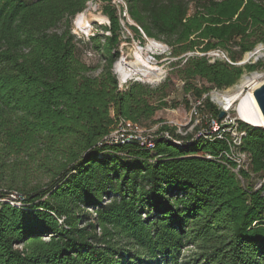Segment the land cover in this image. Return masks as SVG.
Wrapping results in <instances>:
<instances>
[{"label":"trees","instance_id":"16d2710c","mask_svg":"<svg viewBox=\"0 0 264 264\" xmlns=\"http://www.w3.org/2000/svg\"><path fill=\"white\" fill-rule=\"evenodd\" d=\"M89 1L0 0V264H264V187L252 182L264 128L241 124L244 183L223 139L163 124L181 145L101 142L120 120L155 124L170 106L169 78L119 84L123 26L167 44L184 92L200 98L262 65L235 64L264 44V0H100L108 24L89 38L102 61L92 66L71 31ZM205 109L220 112L208 97ZM43 171L47 182L27 188Z\"/></svg>","mask_w":264,"mask_h":264},{"label":"rangeland","instance_id":"374dc122","mask_svg":"<svg viewBox=\"0 0 264 264\" xmlns=\"http://www.w3.org/2000/svg\"><path fill=\"white\" fill-rule=\"evenodd\" d=\"M113 3L116 6L120 4L124 5V2L122 0H113ZM102 5L103 4L100 0H91L87 2L85 8L83 9V11H81V12H84L85 15L89 19H91V26L89 27L88 31H81L75 26L74 20L77 14L72 19V30L71 31L72 33L76 35V37L79 40H81V42L80 41L77 42L76 54L83 62L91 66L96 65L99 62L102 63L101 56L99 55L98 52H96L92 48V44L90 43V40H89L91 35L96 33L97 30L101 32L99 28L100 25L104 26L108 24L107 17L102 13ZM93 16H103L105 17V19L103 21H98V19H93ZM127 21L128 23L132 24L129 18H127ZM122 37L124 38V40L119 45L120 56L118 60H116L115 63L113 64V68H112V71L116 75L119 84L123 85L125 82L129 80H137V81L149 84L151 86H155V85H158L164 82L165 80L169 78L171 80V85H172L171 90L172 91L170 95L167 97V101L170 104V106L166 108H162L159 111H157L155 114V119L162 120L158 124H161V125L165 124L170 127H174L176 132H179L180 134H183L185 132L194 133V131L198 130V128H200V125L195 123V121L197 119L198 120L201 119V116L205 114H203V112H200V114L198 113V115L196 116L194 115L193 108H194L196 100L193 99L192 94L189 95L184 92L183 84L178 79V76L176 75L177 67H172L170 64L171 61L176 59L170 55V51H171L170 47L167 44L159 41L160 43L164 45V49L160 50V49L155 48L152 51H149L147 50V45L149 44L148 40L150 39L143 36L144 42L140 43V41L134 36L133 32L130 29H128L126 26H123V36ZM126 38H129V41H127ZM138 47L143 48V56L145 58H149L150 64L152 66L159 68L162 71V75L159 80H145V79L138 80L136 77L122 79L120 77L115 67L116 63L119 60H121L123 57L130 59L133 54V51H135V49H137ZM260 47H262L260 49V51H262L261 54H257V53L255 54V49H258ZM249 53L252 55L249 56ZM207 56L210 57V60H212L213 57H217L220 59H225V57H227L226 54L220 50L211 51L207 53ZM256 61H260L262 65L253 72H250V73L244 72L243 75L237 80V82L234 85L219 91V94L223 93L224 91L228 89L237 88V86H239L241 82L244 80L245 78L244 76L248 77L250 76L249 74L252 75V73H255V72L261 75L259 81L263 80L264 79V44H258L252 51L245 53L242 56V58L236 62V64H239V66L240 65L242 66L246 63H254ZM211 92H213V90H211L205 98L208 97L209 100L218 108V103L211 97L212 96ZM242 93L246 94L245 91H243ZM238 105H239V100L235 101V103H233L230 109L228 110V113L231 116H234V117L239 116V111L237 108ZM204 112L209 113L208 110L206 109H204ZM202 118L203 119L201 122L204 123L205 119L204 117ZM155 124L147 123V124L142 125V127L149 128ZM18 156L23 157L25 155L21 153ZM11 157L14 158L15 156L11 155L10 158ZM47 180H48V177L46 175V172L44 171L39 172L35 177H33L28 182L27 188L35 184L44 185L47 182ZM252 182L254 184L256 181L253 179ZM190 248L191 247H187L183 251V254L188 255L191 252Z\"/></svg>","mask_w":264,"mask_h":264},{"label":"built area","instance_id":"2783aa9c","mask_svg":"<svg viewBox=\"0 0 264 264\" xmlns=\"http://www.w3.org/2000/svg\"><path fill=\"white\" fill-rule=\"evenodd\" d=\"M143 33V32H142ZM250 73V72H249ZM253 74V73H252ZM251 76V74H249ZM248 76V77H250ZM246 77V76H244ZM260 77L255 80V82H258ZM254 83V81L252 82ZM183 84V82H182ZM254 84L248 83L243 91L248 92L251 91ZM213 95H219V91L212 89ZM211 91V90H210ZM209 91V92H210ZM208 92V93H209ZM208 93H204L200 98H193L196 100L193 113L194 115L200 114V112H203V116H201V119H197L195 123L200 125V128L198 130L194 131V133H183L180 134L179 132H176L180 134L181 136H186L188 134L191 135L190 140L204 137V138H219L226 140L228 148L222 152V155H224L232 165L225 163L227 167L233 171L236 176L240 179L242 183L245 182V180L241 177L242 171L249 172V168L251 165V154L249 152L243 151L240 146L242 144L243 137L245 136V129L241 125L242 123H246L244 120H242L239 117L231 116L228 113V110L230 108H223L222 105L218 103V109L224 110L225 114L222 118L213 117L210 113H205V97ZM215 100V99H214ZM216 101V100H215ZM202 117H204V123L202 121ZM200 121V123H199ZM159 123V122H158ZM156 123L155 125L149 127V128H143L141 125L128 121V120H120L116 127L110 131L107 135H105L101 142L106 144H123V143H133L138 142L142 145H144L146 148L152 149L154 147V140L155 138L162 137L165 139L172 140L178 145H181L183 140L182 139H175L173 138L168 131H161L159 130V126L161 124ZM251 125V124H249ZM264 128V126L262 127ZM206 157H210V155L206 154ZM255 180L256 182L253 184V188L255 190L261 189L264 187V170L261 175L259 176H252V180ZM264 194V191H263ZM20 196L16 194L15 192L10 194L9 199H19ZM0 200H2L0 198ZM10 203L15 204L17 206L20 205L19 201H10ZM90 210V209H89ZM46 238V237H44Z\"/></svg>","mask_w":264,"mask_h":264},{"label":"bare ground","instance_id":"6f19581e","mask_svg":"<svg viewBox=\"0 0 264 264\" xmlns=\"http://www.w3.org/2000/svg\"><path fill=\"white\" fill-rule=\"evenodd\" d=\"M93 19H98V21H103L105 17L103 16H93ZM92 19V20H93ZM75 26L81 31H88L91 26V19H89L84 12H80L76 15L74 20ZM149 44L147 45V50L152 51L153 49H164V45L159 41L149 38ZM262 47L255 49V54H261L260 51ZM146 50V49H145ZM263 54V53H262ZM252 55L249 53V56ZM247 57V56H246ZM256 57V56H255ZM244 62V61H243ZM153 64V63H152ZM116 70L122 79L136 77L138 80H159L162 71L150 64L149 58L143 56V48L138 47L133 51L130 59L123 57L116 63ZM261 75L257 72L253 73L250 77H245L237 88L228 89L219 95H213V99L219 102L223 108H230L235 101L239 100L238 111L239 118L251 124L252 126H264V114L257 107L251 91L243 94V89L248 83L256 84V79ZM254 81V83H252Z\"/></svg>","mask_w":264,"mask_h":264},{"label":"water","instance_id":"95a60500","mask_svg":"<svg viewBox=\"0 0 264 264\" xmlns=\"http://www.w3.org/2000/svg\"><path fill=\"white\" fill-rule=\"evenodd\" d=\"M133 25V21H131ZM256 52V50H255ZM239 65V64H235ZM251 94L253 96V99L257 105V107L261 110V112L264 114V79L258 81L251 89ZM225 114L224 110H220L218 114V118H222Z\"/></svg>","mask_w":264,"mask_h":264}]
</instances>
